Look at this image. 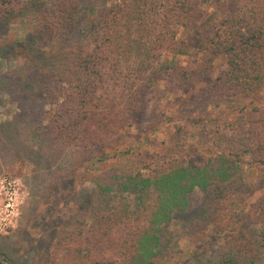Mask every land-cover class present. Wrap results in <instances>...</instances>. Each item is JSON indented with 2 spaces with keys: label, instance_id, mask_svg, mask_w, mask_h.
I'll return each instance as SVG.
<instances>
[{
  "label": "trees",
  "instance_id": "trees-1",
  "mask_svg": "<svg viewBox=\"0 0 264 264\" xmlns=\"http://www.w3.org/2000/svg\"><path fill=\"white\" fill-rule=\"evenodd\" d=\"M214 3L224 11L201 27ZM16 20L28 27L21 41L9 38ZM190 48L202 54L194 66L168 61ZM218 54L227 67L197 96L177 97L210 76ZM0 60L10 164L43 166L46 194L76 182L96 191L50 237L59 236V264H159L162 228L195 193L187 238L216 247L192 253L195 263L264 264V0H0ZM170 97L181 98L183 119L226 115L193 119L192 132L180 128L151 152L123 145L132 126L160 123ZM86 163L95 170L78 176ZM9 259L0 251V264Z\"/></svg>",
  "mask_w": 264,
  "mask_h": 264
},
{
  "label": "rangeland",
  "instance_id": "rangeland-1",
  "mask_svg": "<svg viewBox=\"0 0 264 264\" xmlns=\"http://www.w3.org/2000/svg\"><path fill=\"white\" fill-rule=\"evenodd\" d=\"M223 11L224 8L219 3L205 6L199 25L203 27L213 22L221 16ZM27 28L22 20H16L10 27V40H23ZM167 56L168 61L172 64L192 67L202 54L190 48L185 53H169ZM0 61L1 67H4V60ZM14 64L15 60L10 59L9 65ZM226 67L225 56L222 54L216 55L213 59L210 76L200 82L197 87L177 97L197 96L206 82L214 79ZM175 98L170 97L169 103L161 104V113H165H163V119L159 124L146 122L140 126H132L123 139V145L127 144L135 150L151 152V145L168 141L171 134L176 133L180 128L183 131L192 132L193 129H190L188 124L193 119H208L210 116L225 117L226 115L224 108L219 107L209 108L203 114H194L183 119L178 110V100L181 98ZM5 112V108H0V120L5 118ZM120 148L124 149L122 144L119 145L118 149ZM200 152L208 153L203 148H200ZM7 157L6 152L0 147V251L6 253L10 258L5 264H59L60 260L58 261L57 258H60L61 254L58 251V255L56 254L58 257L55 255L59 236H56L53 240L50 237L54 232H60L68 222L76 218L81 213L80 208L88 207L90 203L83 202L82 198H96V191L89 183L81 185L76 182L73 187L67 190L62 189L57 193L46 194L50 175L48 171L43 169V166H35V164L32 166V164H27L22 160H15L16 162L10 164V158ZM112 161L113 159L109 158L106 164ZM96 165L95 163L84 164L77 171L78 176H81L84 172L95 170ZM250 178V175L246 177V179ZM9 186H13L16 191L14 197H12L13 200L10 201V205L14 203L11 215L9 212L11 207L7 206V196L10 195L8 193ZM200 197V193L192 194L190 197V210L185 212L186 214L183 212L177 215L174 220L162 228L160 234L164 243L162 251L164 256L159 264H196L192 255L197 251H204L206 257H210L216 252L215 242L208 236L202 237L199 234L192 236L191 240L187 238L189 237L188 223L196 213ZM255 198L256 195L247 198L246 207ZM3 219L11 220L8 223ZM51 257H54V261L51 260Z\"/></svg>",
  "mask_w": 264,
  "mask_h": 264
},
{
  "label": "built area",
  "instance_id": "built-area-1",
  "mask_svg": "<svg viewBox=\"0 0 264 264\" xmlns=\"http://www.w3.org/2000/svg\"><path fill=\"white\" fill-rule=\"evenodd\" d=\"M14 192H16L15 191V189L13 188V186H9V192L8 193H10V195L9 196H7V206H10L11 208L9 209V207H7V209H9V212H10V215L13 213V205H14V203H12V205H10L11 203H10V201H11V199H12V197H14ZM11 194H12V196H11ZM13 200V199H12ZM8 216H9V213H8ZM4 221H7L8 223H10V220L8 219V220H5V219H3ZM6 223V222H5ZM4 223V224H5Z\"/></svg>",
  "mask_w": 264,
  "mask_h": 264
}]
</instances>
